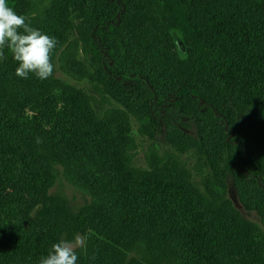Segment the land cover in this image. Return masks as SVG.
Wrapping results in <instances>:
<instances>
[{"label": "trees", "instance_id": "trees-1", "mask_svg": "<svg viewBox=\"0 0 264 264\" xmlns=\"http://www.w3.org/2000/svg\"><path fill=\"white\" fill-rule=\"evenodd\" d=\"M7 3L58 41L53 65L71 20L80 21L108 94L149 122L188 118L168 127V142L194 150L209 176L200 192L182 168L133 170L123 112L98 118L88 97L52 76L17 77L5 49L0 264H39L77 235L86 242L76 264H264V241L224 196L232 184L264 221V0H53L43 14L33 0ZM60 63L82 79L72 53ZM54 165L90 198L77 214L49 193Z\"/></svg>", "mask_w": 264, "mask_h": 264}, {"label": "rangeland", "instance_id": "rangeland-1", "mask_svg": "<svg viewBox=\"0 0 264 264\" xmlns=\"http://www.w3.org/2000/svg\"><path fill=\"white\" fill-rule=\"evenodd\" d=\"M53 0H33L41 13L51 7ZM35 13H27L28 17H36ZM86 33L80 21L71 20V28L64 33V42L54 61L52 80L73 87L91 100V105L98 118L112 111H121L128 118L130 128L135 138L134 158L131 168L142 172H159L160 170L184 169L190 177L191 183L202 192V183L209 176L203 162L194 150L178 153L168 142V127L179 126L189 122V119L176 112L163 114L159 119L149 122L142 115L136 114L131 108L113 99L107 92L103 74L98 69L96 59L90 57L86 45ZM72 53L79 62L78 68L83 73L82 79H75L68 75L65 66L60 63L61 55ZM60 55V58H59ZM129 85L124 83L123 86ZM191 133L192 132H188ZM54 184L49 193L62 201L70 214L78 211L90 203L86 194L73 187L64 177L63 169L54 165ZM224 196L231 204L241 220L250 224L264 241V221L256 213L245 210L230 183H225ZM143 252L137 251L131 255L133 260L142 259ZM156 264V263H155Z\"/></svg>", "mask_w": 264, "mask_h": 264}, {"label": "clouds", "instance_id": "clouds-1", "mask_svg": "<svg viewBox=\"0 0 264 264\" xmlns=\"http://www.w3.org/2000/svg\"><path fill=\"white\" fill-rule=\"evenodd\" d=\"M58 41L31 26L24 15H19L7 3L0 0V60H6L7 49L14 61L18 63L15 75L28 79L34 74L40 80L53 75L54 65L51 54ZM37 139V143H40ZM86 237L77 235L74 240H60L54 243L46 257L39 264H76L77 248L85 245Z\"/></svg>", "mask_w": 264, "mask_h": 264}]
</instances>
